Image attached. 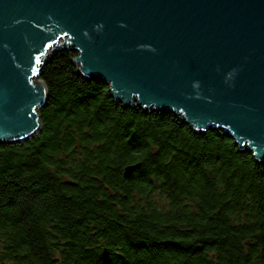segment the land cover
<instances>
[{
  "label": "trees",
  "instance_id": "1",
  "mask_svg": "<svg viewBox=\"0 0 264 264\" xmlns=\"http://www.w3.org/2000/svg\"><path fill=\"white\" fill-rule=\"evenodd\" d=\"M75 55L41 68L40 131L0 143V264H264V160L115 102Z\"/></svg>",
  "mask_w": 264,
  "mask_h": 264
},
{
  "label": "water",
  "instance_id": "2",
  "mask_svg": "<svg viewBox=\"0 0 264 264\" xmlns=\"http://www.w3.org/2000/svg\"><path fill=\"white\" fill-rule=\"evenodd\" d=\"M62 49L115 102L222 129L264 160V0H0V143L40 131L41 68Z\"/></svg>",
  "mask_w": 264,
  "mask_h": 264
}]
</instances>
